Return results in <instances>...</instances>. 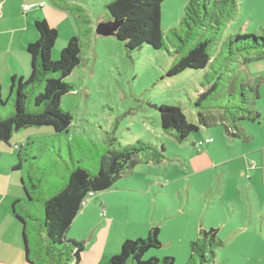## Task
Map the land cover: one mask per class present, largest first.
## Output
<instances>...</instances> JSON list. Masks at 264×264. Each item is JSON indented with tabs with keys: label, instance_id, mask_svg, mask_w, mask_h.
I'll return each instance as SVG.
<instances>
[{
	"label": "rangeland",
	"instance_id": "rangeland-1",
	"mask_svg": "<svg viewBox=\"0 0 264 264\" xmlns=\"http://www.w3.org/2000/svg\"><path fill=\"white\" fill-rule=\"evenodd\" d=\"M111 1L68 0L85 9L94 30L99 23L110 21L106 5ZM187 1H163V35L178 26ZM44 4L53 6L50 0H44ZM20 11L23 13L22 7ZM62 14L64 22L50 16L45 19L58 34L50 55L52 62L59 59L70 39L69 28L73 35L76 33L73 18L66 12ZM234 33L264 36V0H239V14L227 27L225 36ZM63 37L68 39L58 48ZM82 40L83 64L67 79L76 84L77 90L61 103L73 118L69 133L45 135L42 141H34L27 153L37 159L29 160L26 155L21 170L9 169L12 181L21 188L20 177L26 183L30 177L39 181L41 192L47 196L75 162L94 171L98 154L103 153L96 149H116L118 144L124 146L136 140L162 145L165 160L158 165H136L130 178H142L143 186L128 189L127 183L121 181L124 189L108 195L110 212L104 208L100 211L104 216L93 214L71 225L66 239L85 244L79 264H106L102 260L106 248H116L119 254L125 240L145 238L151 227L158 228L162 246L147 252L142 260L153 257L163 264L165 257H171L174 264H187V238L196 229L215 228L223 246L216 252L214 264H264V178H252V171L246 172L244 165L248 160L264 168V82L261 95L254 101L260 120L241 122L247 138H231L222 125L216 124L200 127L187 141L178 143L159 130L157 107L178 105L186 120L197 124L199 110L194 102L202 91L201 73L187 70L168 78L165 74L172 58L164 51L143 45L129 52L115 37H102L95 32ZM248 69L264 76V60L249 64ZM9 84L7 78L3 83L0 80V96L7 101L0 109V119L14 112V94H10ZM238 97L236 90L220 101L231 100V104L238 102ZM48 132L49 128L42 127L13 133L9 146L0 144L1 158L11 156L15 165L16 145H24L29 134ZM206 138L212 140V147H198ZM22 201L31 204V236L39 240L42 205L30 202L24 195ZM98 256L100 259L94 260Z\"/></svg>",
	"mask_w": 264,
	"mask_h": 264
},
{
	"label": "trees",
	"instance_id": "trees-1",
	"mask_svg": "<svg viewBox=\"0 0 264 264\" xmlns=\"http://www.w3.org/2000/svg\"><path fill=\"white\" fill-rule=\"evenodd\" d=\"M50 1L55 8L73 18L76 33L62 49L59 59L52 62L50 55L58 37L57 31L44 19L34 22L37 38L26 48L30 74L25 80L15 76L9 79L10 94H14V112L0 119V144L9 146L13 133L31 128H49V132L33 135L24 145L17 147V163L12 171L23 168L26 155L29 160L37 159L27 153L34 141H42L45 135L69 133L73 118L61 103L66 95H74L77 87L67 79L83 64L82 39L95 32L82 6L70 4L68 0ZM163 1L112 0L106 5L109 20L119 24L113 37L127 51L143 45L164 51L172 58L165 74L168 78L187 70L201 73L202 91L194 102L199 110L198 123H189L178 105H160L157 107L159 130L183 143L200 127L220 124L229 137L247 138L241 122L260 120V114L254 110V101L259 98L264 76H251L246 67L264 60V36L250 33L225 36L227 27L239 14V0H188L178 26L170 28L165 36L160 26ZM217 62H220L218 67ZM236 90L238 102L221 103V98L231 97ZM6 103L0 96V109ZM96 150L103 153L98 154L94 171L79 161L75 162L58 187L47 196L41 192L39 181L34 182L29 177L26 183L20 177L23 195L30 202L42 205L39 240L31 236V204L16 201L12 207L13 217L21 229L28 264H78L85 244L67 240L65 236L88 199L107 192L122 177L132 175L136 165H158L165 160L162 145L141 140L124 146L118 144L116 149ZM158 235V228L151 227L145 238L125 240L120 253L112 256L106 264H159L153 257L142 260L150 250L161 248ZM222 246L217 229H199L197 238L190 242L187 264H214L216 252ZM162 263L174 264V259L165 257Z\"/></svg>",
	"mask_w": 264,
	"mask_h": 264
},
{
	"label": "crops",
	"instance_id": "crops-1",
	"mask_svg": "<svg viewBox=\"0 0 264 264\" xmlns=\"http://www.w3.org/2000/svg\"><path fill=\"white\" fill-rule=\"evenodd\" d=\"M41 3L44 4V0H2L0 3V80L2 83L5 82L6 78L9 82V79L12 76L22 78L23 80L28 78L30 74V58L26 52V48L28 44L32 43L37 38V33L34 28V22L36 20H45L47 16H50L54 20L61 22L65 21V16L62 14H65L64 11L57 9L54 6L49 8L45 4L43 7H40L39 5ZM27 5L31 7L25 10L24 6ZM21 7L23 13L20 11ZM72 28H75L74 24ZM69 31V36L67 37L71 38L75 34L73 35V30L70 28ZM67 37L62 38L61 42L58 44V48L64 46L63 44L65 43V40L68 39ZM248 66L249 65H247L246 69L251 76H259L262 74V72L252 74L249 71ZM261 86L262 85L259 87V96L261 95ZM31 136L33 135H27L26 140ZM211 143L206 144L203 142L207 147H212ZM1 157L2 154H0V264H28L25 261L21 229L17 221L14 219L12 212L13 204L16 201L24 203L22 201L23 192L21 188L18 187V183L12 181V176L10 174L8 175V170L12 169L14 166L12 158H10L11 156L5 159ZM244 165L246 172L252 171V178H259L260 176L264 178V168L260 169L257 165L253 164L254 169H251V164L248 160H245ZM133 173L132 175H134ZM132 175L122 177L107 191V193L104 192L106 194L101 193L98 196L94 195L89 198L86 206L79 212L71 225L80 219L82 220L87 217L89 219L93 214H100L101 209L104 211V208H108L110 212L112 208L111 206H108L110 201L108 195H114L124 189V186H121V181L127 183L128 189L134 188L135 185L143 186V179L130 178ZM247 176H249V174H247ZM118 183H120V185ZM70 227L68 229L69 231ZM193 233L195 237H197L198 230H194ZM194 235L187 238L189 243L195 239ZM115 254L116 248H110V250L106 248L102 260L107 262ZM96 259L99 260V256L94 258V260Z\"/></svg>",
	"mask_w": 264,
	"mask_h": 264
},
{
	"label": "water",
	"instance_id": "water-1",
	"mask_svg": "<svg viewBox=\"0 0 264 264\" xmlns=\"http://www.w3.org/2000/svg\"><path fill=\"white\" fill-rule=\"evenodd\" d=\"M118 25H119L118 23L112 21L106 23H99L95 27V33L102 37L114 36V33Z\"/></svg>",
	"mask_w": 264,
	"mask_h": 264
},
{
	"label": "built area",
	"instance_id": "built-area-1",
	"mask_svg": "<svg viewBox=\"0 0 264 264\" xmlns=\"http://www.w3.org/2000/svg\"><path fill=\"white\" fill-rule=\"evenodd\" d=\"M39 6H40V7H43L44 4L41 3ZM24 9L27 10V9H29V7H28V6H24ZM211 142H212L211 139H206V140H204V143H206V144H207V143H211ZM202 144H203V143H198L197 146L200 147ZM250 168H251V169H254V165L251 164V165H250ZM89 195H90V197L92 196V194H89ZM85 204H86V203L83 202V205H84V206H85ZM100 215H101V216H104V212H101Z\"/></svg>",
	"mask_w": 264,
	"mask_h": 264
}]
</instances>
